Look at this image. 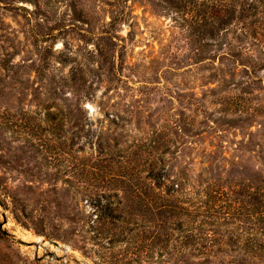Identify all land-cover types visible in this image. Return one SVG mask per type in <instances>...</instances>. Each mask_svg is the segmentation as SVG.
<instances>
[{
  "label": "rangeland",
  "instance_id": "rangeland-1",
  "mask_svg": "<svg viewBox=\"0 0 264 264\" xmlns=\"http://www.w3.org/2000/svg\"><path fill=\"white\" fill-rule=\"evenodd\" d=\"M180 8L0 0V264H264L245 224L200 248L158 215H105L150 165L185 198L264 178V38L238 10L209 30Z\"/></svg>",
  "mask_w": 264,
  "mask_h": 264
},
{
  "label": "trees",
  "instance_id": "trees-1",
  "mask_svg": "<svg viewBox=\"0 0 264 264\" xmlns=\"http://www.w3.org/2000/svg\"><path fill=\"white\" fill-rule=\"evenodd\" d=\"M175 1L181 6L178 10L188 14L190 20H195L198 28L213 30L217 22L228 24L238 10L240 21L246 18L254 20L250 28L243 23L241 33L250 39L264 38V0ZM258 19L262 23L257 27ZM118 178L122 177L118 175ZM143 182L141 185L131 184L126 195L129 202H118L119 207H109L105 215H158L173 221L167 223V227L163 226V230L175 227L180 244L197 246L202 242L200 248L212 246L219 237L215 228L206 230V227L219 221L226 224L231 221L238 227L245 224L248 225L247 230H251L252 249L264 251V178L255 183H223L220 180L205 183L193 188L188 198L183 195L181 184L166 181L163 168L156 170L150 165ZM117 208L119 214H115ZM96 212L98 206H94ZM163 235L167 243L170 235Z\"/></svg>",
  "mask_w": 264,
  "mask_h": 264
},
{
  "label": "water",
  "instance_id": "water-1",
  "mask_svg": "<svg viewBox=\"0 0 264 264\" xmlns=\"http://www.w3.org/2000/svg\"><path fill=\"white\" fill-rule=\"evenodd\" d=\"M55 246H57V244H55Z\"/></svg>",
  "mask_w": 264,
  "mask_h": 264
}]
</instances>
